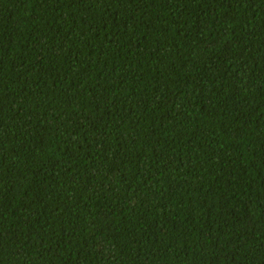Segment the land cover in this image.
Wrapping results in <instances>:
<instances>
[{
    "label": "trees",
    "instance_id": "obj_1",
    "mask_svg": "<svg viewBox=\"0 0 264 264\" xmlns=\"http://www.w3.org/2000/svg\"><path fill=\"white\" fill-rule=\"evenodd\" d=\"M0 264H264V0H0Z\"/></svg>",
    "mask_w": 264,
    "mask_h": 264
}]
</instances>
